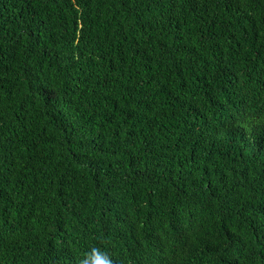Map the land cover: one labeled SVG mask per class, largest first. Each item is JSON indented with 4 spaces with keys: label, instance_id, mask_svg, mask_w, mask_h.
Here are the masks:
<instances>
[{
    "label": "trees",
    "instance_id": "trees-1",
    "mask_svg": "<svg viewBox=\"0 0 264 264\" xmlns=\"http://www.w3.org/2000/svg\"><path fill=\"white\" fill-rule=\"evenodd\" d=\"M264 264V0H0V264Z\"/></svg>",
    "mask_w": 264,
    "mask_h": 264
},
{
    "label": "clouds",
    "instance_id": "clouds-1",
    "mask_svg": "<svg viewBox=\"0 0 264 264\" xmlns=\"http://www.w3.org/2000/svg\"><path fill=\"white\" fill-rule=\"evenodd\" d=\"M81 264H113L107 253L100 249L93 248L86 258L81 261Z\"/></svg>",
    "mask_w": 264,
    "mask_h": 264
}]
</instances>
